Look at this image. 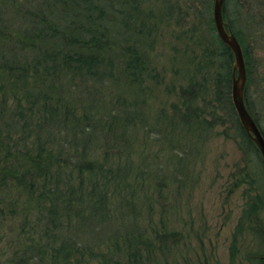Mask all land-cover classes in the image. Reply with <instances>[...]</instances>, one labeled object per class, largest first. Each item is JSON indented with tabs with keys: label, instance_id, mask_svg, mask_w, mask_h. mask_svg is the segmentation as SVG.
<instances>
[{
	"label": "rangeland",
	"instance_id": "obj_1",
	"mask_svg": "<svg viewBox=\"0 0 264 264\" xmlns=\"http://www.w3.org/2000/svg\"><path fill=\"white\" fill-rule=\"evenodd\" d=\"M103 2L113 25L128 22L129 40L134 38L130 28L141 19L151 27L143 48L151 63L150 71L155 69L157 73L154 79L146 80L147 92L139 94L143 104L145 100V112L150 111V117L145 130L130 139L140 150L125 161L132 162L133 167L124 185L143 197L146 190L134 188L131 182L143 189L152 177V183L162 180L160 204H155L153 210L163 209L160 221L183 235L181 242L173 248L170 261L175 259L179 264H260L259 260L264 257V166L255 144L242 134L230 111L227 92L232 57L224 50L214 28L213 0ZM70 5L67 0H0V67L31 61L35 50L30 51L26 40H31L32 34L40 29L37 17L43 14L58 21L59 14ZM254 9V0L223 1V20L245 47L256 37L257 29L251 21ZM111 32L116 33L112 28ZM12 82L0 75V138L13 151L16 145L21 149L25 142L19 131L22 121L18 122L15 116L17 99L25 110L29 103L21 86L12 85ZM188 86H192L193 93L196 90V98L188 93L187 97L191 98L196 114L201 113L196 120H200L202 131L191 132L181 142L177 139L155 142L149 130L154 125L152 119L161 109L169 110L171 103H179L180 87ZM248 88L250 96L253 84ZM136 95L133 92L134 99ZM256 108L259 112L257 120L264 132L263 99L256 103ZM205 121L212 123L206 129ZM31 139L29 136L28 142ZM106 139L102 135L94 136L91 157L101 158ZM108 149L117 162L120 146ZM147 192L151 194L152 189ZM16 194L12 202L6 204L4 200L0 204V264H16L17 258L26 252V257L36 255V260L40 257L47 260L62 243L47 215L50 202L28 200L23 196L18 200ZM86 201L90 202V199ZM132 209V206L129 209L122 207L114 212L125 213L122 216L129 218ZM252 209L255 220L249 216ZM107 221L115 222L116 219ZM77 222L82 221L60 215L59 222L55 223L66 225L64 237H68L73 234ZM91 226V223L86 224L84 230L88 232L80 245L92 248L94 257L88 258L92 264H97V251L105 250L102 247L104 241L107 245L106 222L96 221L93 229ZM76 241H80L78 234ZM232 244L237 248L236 252L233 249V256Z\"/></svg>",
	"mask_w": 264,
	"mask_h": 264
},
{
	"label": "trees",
	"instance_id": "obj_2",
	"mask_svg": "<svg viewBox=\"0 0 264 264\" xmlns=\"http://www.w3.org/2000/svg\"><path fill=\"white\" fill-rule=\"evenodd\" d=\"M68 1L71 5L58 21L43 14L37 17L40 29L26 40L30 51L35 50L31 61L0 67V75L21 86L29 103L25 110L17 99L15 116L22 121L19 131L25 139L21 149L16 145L12 151L0 138V204L12 202L15 192L18 200L21 196L38 202L45 199L50 202V225L62 240L47 260L26 257V252L16 264H92L88 258L94 257L92 248L80 243L88 232L86 224L91 223L93 229L96 221L106 222L107 239V245L102 243L105 250L97 251V264H179L169 257L183 235L160 221L163 209L153 210L160 204L162 180L152 183V177L143 189L131 182L134 188L146 190L143 197L124 185L133 167L125 161L140 150L130 139L145 130L150 117L139 94L147 92L146 80L157 76L155 69L150 71L143 48L151 27L141 19L129 27L134 35L129 40L128 22L113 25L103 0ZM224 50L230 52L227 47ZM178 93L179 103H171L169 110L161 109L152 119L149 130L155 142H181L191 132L202 131L196 120L201 113L196 114L187 97L188 93L196 98V90L180 87ZM205 123V129L212 124ZM95 135L107 137L101 158L91 157ZM117 145L121 151L115 162L108 148ZM121 206L133 207L129 218L114 212L122 210ZM60 215L85 224L77 222L73 234L64 237L66 225L55 223ZM249 216L255 220L254 209ZM233 249L236 252L234 244L231 256ZM259 261L264 264V257Z\"/></svg>",
	"mask_w": 264,
	"mask_h": 264
},
{
	"label": "flooded vegetation",
	"instance_id": "obj_3",
	"mask_svg": "<svg viewBox=\"0 0 264 264\" xmlns=\"http://www.w3.org/2000/svg\"><path fill=\"white\" fill-rule=\"evenodd\" d=\"M254 7H255L254 9L255 14L251 17V21H252V24H255L257 30H256V37H254L255 39H253L251 45L249 46L246 45L245 47V43L241 41V39L237 37L229 27L226 26L225 22H224V25L228 32H232L235 35L236 39L238 40L241 46L243 57H244V62H245V69H246V82H245L244 90H243L244 103H245V106L248 112L252 116L254 122L256 123V125L258 126L260 132L262 133L264 137V132L261 129V126L257 120V115H256L259 113L258 110H256L257 109L256 103L259 102L260 98L264 100V32L262 31V29L264 28V0H254ZM223 45L227 47L225 44ZM229 53H230V56L232 57V63H233V55L231 51ZM229 73H230V77H229V90L227 92V100L229 99L228 102L230 106V111L236 117L238 125L241 128L242 134L246 138L250 139L249 136L246 134V132L241 127L237 114L235 112V109L231 101L232 64H231V67H229ZM249 77H250V83H249ZM251 84H253V89H252L251 95L249 96L248 87Z\"/></svg>",
	"mask_w": 264,
	"mask_h": 264
},
{
	"label": "water",
	"instance_id": "obj_4",
	"mask_svg": "<svg viewBox=\"0 0 264 264\" xmlns=\"http://www.w3.org/2000/svg\"><path fill=\"white\" fill-rule=\"evenodd\" d=\"M224 0H213V23L219 39L225 44L233 55L231 101L241 127L258 149L264 166V137L252 116L248 112L243 98V90L246 82V69L241 46L232 32L225 28L222 7Z\"/></svg>",
	"mask_w": 264,
	"mask_h": 264
}]
</instances>
